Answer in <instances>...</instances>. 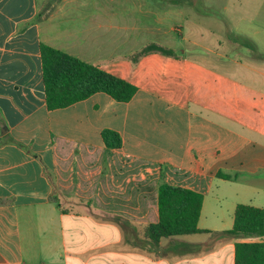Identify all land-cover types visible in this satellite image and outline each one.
Here are the masks:
<instances>
[{
    "label": "crops",
    "instance_id": "0c3cea01",
    "mask_svg": "<svg viewBox=\"0 0 264 264\" xmlns=\"http://www.w3.org/2000/svg\"><path fill=\"white\" fill-rule=\"evenodd\" d=\"M176 1L68 0L46 14L37 0H0V127L27 149L0 143V264H234L236 241L264 240L218 234L238 203L264 208L251 201L264 202V187L243 179L264 177V52L239 26L211 45L182 30L175 41ZM225 41L236 57L217 49ZM40 42L137 91L128 102L96 92L47 109ZM150 43L175 55L132 62ZM105 128L121 147L103 143ZM161 173L203 194L197 226L211 232L145 236L143 224L158 220ZM224 183H237L225 208Z\"/></svg>",
    "mask_w": 264,
    "mask_h": 264
},
{
    "label": "trees",
    "instance_id": "16d2710c",
    "mask_svg": "<svg viewBox=\"0 0 264 264\" xmlns=\"http://www.w3.org/2000/svg\"><path fill=\"white\" fill-rule=\"evenodd\" d=\"M41 73L44 85L45 103L49 110L69 106L96 92H104L119 102H128L137 87L113 74L102 70L97 64L89 63L46 43H39ZM149 52L175 55V51L165 46L150 43L130 55L132 62ZM0 143H15L7 125L1 121ZM103 143L109 148H119L120 134L110 128L101 131ZM26 149V148H25ZM27 150V149H26ZM216 176L225 180H236L238 173L218 170ZM203 194L195 190L173 186L166 182L161 173L158 184V220L143 224L145 236L152 242L162 238L183 236L199 232L197 226ZM264 233V208L238 203L233 213V226L219 232L221 237H250ZM234 264H264V240L236 241L234 243Z\"/></svg>",
    "mask_w": 264,
    "mask_h": 264
},
{
    "label": "rangeland",
    "instance_id": "374dc122",
    "mask_svg": "<svg viewBox=\"0 0 264 264\" xmlns=\"http://www.w3.org/2000/svg\"><path fill=\"white\" fill-rule=\"evenodd\" d=\"M64 1L68 0H37L38 4L44 7L43 13L46 14L52 12L58 4H62ZM158 3L159 8H162L167 2L159 1ZM173 7L175 8L173 11L175 41L180 38L182 30V34L186 35L188 39L193 41L201 39L211 45L218 41L219 38L217 37L222 38L224 41L227 36L234 35L235 27L239 26L240 29L247 32V34L242 35L250 40L257 51L264 52V0H177L173 2ZM68 12H71L70 7H68ZM180 12H183L181 16H179ZM162 15L164 14L159 11V19ZM178 48L175 47V49ZM245 48L243 46L239 47L243 53L246 51ZM217 49L221 52L226 51L225 55L236 57L235 49L230 48L226 41ZM125 51L127 52V49ZM246 178L252 180L251 185L253 187L261 189L264 187V177L262 175L243 176V179ZM224 184L226 185L221 187V190L225 195V198L222 199L225 208L229 199L228 195L235 193L231 185L237 183ZM259 199L257 195L251 201H254L255 205H262L264 202ZM66 226L69 228L68 224ZM185 251L187 250L181 253ZM181 253L168 257L172 260H180L182 258Z\"/></svg>",
    "mask_w": 264,
    "mask_h": 264
}]
</instances>
